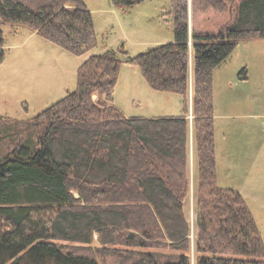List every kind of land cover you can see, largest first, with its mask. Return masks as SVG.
I'll use <instances>...</instances> for the list:
<instances>
[{
  "label": "trees",
  "instance_id": "trees-1",
  "mask_svg": "<svg viewBox=\"0 0 264 264\" xmlns=\"http://www.w3.org/2000/svg\"><path fill=\"white\" fill-rule=\"evenodd\" d=\"M142 1L112 3L126 9ZM229 2L231 20L214 32L191 33L194 264H264V242L245 199L217 183L212 71L240 40L264 38V0L195 3L198 11L223 13ZM161 16L172 19L173 41L124 62L138 65L153 90L179 95L182 113L126 116L113 104L123 60L108 49L83 60L75 89L35 116L0 117V264H191L184 210L190 189L187 0H171ZM3 23L25 25L75 55L97 44L83 0H0Z\"/></svg>",
  "mask_w": 264,
  "mask_h": 264
},
{
  "label": "rangeland",
  "instance_id": "rangeland-1",
  "mask_svg": "<svg viewBox=\"0 0 264 264\" xmlns=\"http://www.w3.org/2000/svg\"><path fill=\"white\" fill-rule=\"evenodd\" d=\"M90 11L97 44L75 55L20 24H0L4 59L0 63V117L25 120L53 104L77 84V67L89 55L108 49L123 60L114 88L113 104L126 116L183 112L180 96L153 90L138 65L124 62L156 45L173 41L171 17L162 18L171 0H144L126 9L112 0H83ZM197 0H187L189 29V90L193 96V31L214 32L233 17V3L223 13L198 11ZM125 52V53H124ZM245 68L246 78H239ZM212 119L217 183L238 191L245 199L264 242V38L243 39L212 71ZM96 99V95L93 96ZM194 115L189 112V178L184 204L190 223V262H195ZM192 155V156H191ZM195 176V177H194ZM194 181V183H193ZM97 240L92 247L98 246ZM99 258L113 259L95 251Z\"/></svg>",
  "mask_w": 264,
  "mask_h": 264
},
{
  "label": "crops",
  "instance_id": "crops-1",
  "mask_svg": "<svg viewBox=\"0 0 264 264\" xmlns=\"http://www.w3.org/2000/svg\"><path fill=\"white\" fill-rule=\"evenodd\" d=\"M180 102H181V99H180ZM191 110H192V101L189 102V112H191ZM157 115H170V114H157ZM172 115H177V114H172ZM153 116H156V115H153ZM188 118H189V115H188ZM188 146H189V135H188V145H187V160H188V167H189V152H188L189 150H188ZM196 164H197V162H196ZM188 172H189V169H188ZM189 174H190V172H189ZM193 183H194V181H193ZM190 186L192 187V185H191V178H190Z\"/></svg>",
  "mask_w": 264,
  "mask_h": 264
}]
</instances>
